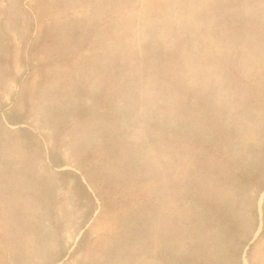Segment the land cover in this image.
<instances>
[{"label": "rangeland", "instance_id": "obj_1", "mask_svg": "<svg viewBox=\"0 0 264 264\" xmlns=\"http://www.w3.org/2000/svg\"><path fill=\"white\" fill-rule=\"evenodd\" d=\"M0 264H264V0H0Z\"/></svg>", "mask_w": 264, "mask_h": 264}, {"label": "trees", "instance_id": "obj_2", "mask_svg": "<svg viewBox=\"0 0 264 264\" xmlns=\"http://www.w3.org/2000/svg\"><path fill=\"white\" fill-rule=\"evenodd\" d=\"M10 124H11V125H17L18 123H16L14 120H11V121H10Z\"/></svg>", "mask_w": 264, "mask_h": 264}]
</instances>
